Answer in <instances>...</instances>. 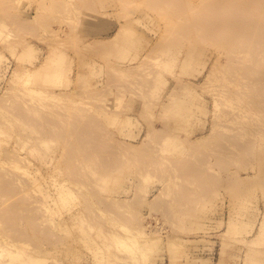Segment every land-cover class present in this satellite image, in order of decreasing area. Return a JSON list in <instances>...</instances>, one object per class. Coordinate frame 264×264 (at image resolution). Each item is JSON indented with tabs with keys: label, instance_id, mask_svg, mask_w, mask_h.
<instances>
[{
	"label": "rangeland",
	"instance_id": "374dc122",
	"mask_svg": "<svg viewBox=\"0 0 264 264\" xmlns=\"http://www.w3.org/2000/svg\"><path fill=\"white\" fill-rule=\"evenodd\" d=\"M1 1L0 264H264V85L238 88L242 56L169 0Z\"/></svg>",
	"mask_w": 264,
	"mask_h": 264
},
{
	"label": "bare ground",
	"instance_id": "6f19581e",
	"mask_svg": "<svg viewBox=\"0 0 264 264\" xmlns=\"http://www.w3.org/2000/svg\"><path fill=\"white\" fill-rule=\"evenodd\" d=\"M4 1L5 0L1 1V4ZM227 1L231 2V5L229 7L224 6V3ZM5 3L6 2H4L3 5ZM169 3L173 9H175L179 12H181L182 10L183 11L185 10V11H190L193 15H195L196 19L198 20L196 29L198 31V37L200 39L210 40L211 42H213L218 47L219 50L226 51L225 53H226V56H228V57L232 58V56H242L241 57L242 61L245 60L246 63L243 65V69H244V70H242L243 73L238 78L244 77L245 79L242 78L241 81H238L240 79H238V80L235 79L238 82V88H240L242 86V83H241V82H243L242 80H246V81L248 80V82L251 83L254 81L253 78H257V80L256 79L255 80L258 82H260V81L263 82L262 85H264V0H203V1H200L198 4L192 3V0H188L186 2V4H184L181 1L169 0ZM173 25H175V24H172L171 26H173ZM171 26H170V31H173V30L175 31L176 29H173V28H175L176 25L174 27H171ZM177 26H178V28H177ZM177 26H176L177 30H182V23H179ZM124 33L125 32H123V34L122 33L120 34V32H119V35L117 34L114 38H116V40H117V39H119L117 37L118 36L121 37V35H124ZM169 35H170V33H169ZM227 54L232 55V56H229ZM228 57L226 58L227 62L226 63L224 62L225 64L224 63L222 64V66L224 67L222 69H224L223 71L228 76L231 77V75H234L237 72V66L235 64L231 63V61H230L231 58H230V60H228ZM247 62H248V64H247ZM46 63L44 65H42L41 68H45ZM247 77H249V79ZM251 79H253V80H251ZM251 84L254 85L255 88H257V90H259V88L262 87V85H259V84L258 85L253 84V83H251ZM222 85H224V84H221V86ZM249 86H251V85H248V87ZM254 86H252V87H254ZM255 88H254V90H253V88L251 90L255 91ZM261 90H263V89H261ZM261 90H260V93L264 94V92H261ZM88 126H90V125H88ZM200 130H202V129H200ZM240 134L238 133V136ZM235 135H233V136L236 137ZM227 137H230L229 139H231V136H227ZM210 138H212V137H210V135H209V137L205 136V137L201 138V140H198L197 142L187 140L188 141L187 143L194 146V147H196V146L199 147L200 145L208 142V140L210 141ZM229 139L228 140L226 139L227 142L230 141ZM234 139L235 138H233L232 140H234ZM226 140H224V141H226ZM227 142H225V143L228 144ZM220 143H221V139L219 138L216 141L215 145H218V146H220V145L222 146V144L224 145L223 142L221 144ZM233 143H234V141H233ZM232 145H234V144H232ZM225 146L226 145L222 146L221 149L223 147L225 148ZM227 146H229V145H227ZM240 146H241V144H240ZM240 146L237 145L236 147H240ZM70 147L72 148V146H70ZM233 148L234 147L231 146L228 149V151L230 152V150ZM247 148H249V146H247ZM214 150H219V149H214ZM221 151H224V150H221ZM240 151H241V149H240ZM217 152L220 154L222 153L224 156H226V158L228 160H230L228 158V155H230V154H228V152L226 153L228 155L224 154L225 152H219V151H217ZM232 152H234V150H232L231 153ZM210 153H214V152H210ZM236 154H238V153H236ZM88 156H89V154H88ZM88 156H86V157H88ZM216 157H217L216 160L217 159H221L222 161L226 160V158L223 160V158L218 157L217 155H216ZM221 160L219 162H217V161L216 162L220 163ZM231 160H233V159L231 158ZM231 160L229 162H231ZM226 164H227L226 162H224V163L221 162V164H218V165L225 166L224 168L220 166L222 169H225ZM195 167L193 169H196ZM193 169H192V167H190L189 169L185 170L183 173L193 174L194 172H196V170H193ZM6 186L2 185L1 188L3 189V187H5L3 190L6 191L7 190ZM263 224H264V220H263ZM261 228H262L261 232L264 231L263 230L264 225H261ZM262 233L264 234V232H262ZM208 258H209L208 262H212L211 259H213V258L210 256ZM192 262H193L192 264H202V258H196ZM188 263H191V262H188Z\"/></svg>",
	"mask_w": 264,
	"mask_h": 264
}]
</instances>
